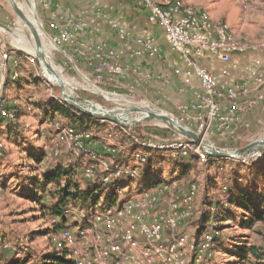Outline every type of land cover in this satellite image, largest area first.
Returning a JSON list of instances; mask_svg holds the SVG:
<instances>
[{
  "label": "rangeland",
  "instance_id": "obj_1",
  "mask_svg": "<svg viewBox=\"0 0 264 264\" xmlns=\"http://www.w3.org/2000/svg\"><path fill=\"white\" fill-rule=\"evenodd\" d=\"M17 1L22 5L25 14L30 20H32L34 16L40 20L44 31L41 28H39V31L41 32V39L47 59L63 79L68 94L73 96L78 95L82 98L91 100L94 104H99L107 109H113L117 115H120V117L127 122L129 120H136L138 117L142 116L143 110L138 109L147 105H156L173 115L176 119H180L179 113L174 110L175 108L170 110V108L165 105V101L158 95L147 94L142 96L137 93H125L119 88H115L113 86L114 83H108L103 78L99 79L97 77L98 75H95V73L93 75L91 72H88L87 68L81 65L76 53L66 52L60 43H54L52 41L53 38H50L52 37V32L41 19L35 0H32L35 5V14L30 11L25 0ZM191 1L195 2L193 3L195 5L205 8L209 12L211 19L213 17H215V19L218 17V20L220 19L221 21L227 22L237 35L246 37L250 43V49L246 52H252V58L259 60V62L264 60V8H262L260 4L264 0ZM5 4L9 14H11L9 16L12 17V20L9 24L10 27L0 24L1 27L4 26L8 31L7 34H2V41L7 43L8 49L17 48V51L24 54V56H21L23 58V65L19 69L22 75L21 82L11 87L7 83L8 78H6L0 93L2 96L6 97L15 108L21 107V110H17V113H20V115L15 123L26 141L25 146H32L35 150L43 149L48 153L47 158L41 166L33 164L32 161L27 158L28 152L26 149L22 148L20 144L21 141L16 143L14 139L9 138L6 133L7 123L0 121V144L4 150L3 155L0 156V233L8 236L7 239L9 241L7 243L8 248L6 254L12 257V259L16 258L17 260H28L30 258L27 264H40L44 254L54 249L62 250L65 247L69 248L71 252L70 256L75 264H117L118 257L114 256L113 260L111 254L106 255L104 246L107 244L106 239L109 238L110 234L106 233L107 228L103 225H99L92 230L88 229L81 231V225H77L78 223L73 220V222L69 223V229L71 231L70 236H63L61 231H59L58 233H52V235L36 236L34 240L27 238V236H30L34 231L53 227V223L49 216L45 217L43 213L40 212V204L25 196V194H28L27 188L30 186L28 180L35 174L57 165V162L62 159L76 161L77 157H74V159L71 157L72 149L67 143L62 141L59 135L54 131L53 123L55 121H65L64 119L56 116L51 123L49 121L41 125L39 123V110L35 108V102L41 100L46 103L52 102L53 100L61 102L62 88L55 79H52L49 73L43 70L38 59H35L34 62L30 60L35 56L36 48L31 31L24 21L15 13L9 0H6ZM214 11L216 13L221 12L223 15H217ZM51 42L56 44V48L52 49L50 47ZM252 54H247L248 56H246V59L250 60ZM258 65L255 69L258 68ZM260 66L261 72L264 74L262 63L259 67ZM239 68L240 67H238L237 70H241V68ZM97 71L100 72L96 67V72ZM249 71L252 72V67L249 68ZM242 72L244 75V70ZM114 90L116 93L120 94V96L108 95V93H112ZM261 92L264 93V85L262 86ZM261 102L262 103L259 104L261 105V108H259L260 110H255L254 113H252V110L250 111L247 109V105H242L244 110H242L239 117L242 119L243 116V118H245L246 114H249L246 116V120H236V122L233 121L221 127H219L218 124L213 129L203 130L201 135L196 132L198 127L194 125L193 114H190L192 119L189 120V122L185 120L182 123L191 127L190 129L196 132L200 140L205 144L232 151L264 138V99ZM221 105L222 112H225L223 109L225 104L221 103ZM144 111L151 110L144 109ZM108 124L109 125H106V127L101 126V129L95 130L97 136L103 137L102 142H105V144L109 143L110 145L120 144L124 147L128 145H130V147L132 146V143L127 139L125 134L118 133V126L115 128L113 127L112 124L115 123L109 122ZM129 125L131 128L140 125L138 129L142 131L140 132L142 135H155V129H171L166 123L160 120L134 122ZM37 128L38 132L36 131ZM217 128H220V130ZM171 130L172 133H167L163 136L172 135L173 132H176L173 129ZM91 146L95 149L99 148L94 143H91ZM263 153L264 145L255 146L252 151L243 155L239 160L250 163L263 158ZM124 157L125 159L134 160V165L132 166H141L138 159L127 157V155H124ZM169 159L172 161L175 158ZM107 160L110 161L109 158H107ZM81 161H83V164L86 162L85 159ZM110 163L112 164V161H110ZM170 164L171 163L166 165L163 164L158 167L156 166V170L162 169L165 179L171 181V185L165 192L163 200L158 204L156 203L157 206L159 207L161 204H166L170 200L181 197L182 193L187 190L189 184L195 181L198 183L199 189L194 204L195 209L199 210L204 196H207V194L212 191L211 184L214 181L215 173L211 172L210 168L207 166V162L200 161L196 170H191L188 175L178 181L173 180L175 175L177 176V171H174L172 164ZM28 165L29 167H27ZM14 172L18 173L17 177L10 178ZM3 181L6 182L5 186L1 183ZM125 186L126 187L123 186L121 190L118 191V196L112 207L121 206L130 198H140L145 191H149L145 190L146 181L144 179L131 180ZM155 189L156 188L153 187L150 191H155ZM197 210L195 215L197 214ZM191 218H193V216L189 217L185 224L178 228L176 234H186L190 240H194V229L189 221ZM230 233L243 234L248 237V242L264 247V226H258L255 230L246 232L234 229L226 231V234ZM169 234V238H171V233ZM185 250L188 254V264H190L189 261L193 260L192 254L194 251L191 252L189 249ZM23 253L24 255H20ZM128 253L130 256L126 257L130 258H127V260L123 262L125 264H135L136 262H142V264H172L165 260V254L161 252H156L158 258H156L155 262H153L154 260H148V258L143 261L142 257H145L139 253V249L137 251L129 250ZM228 258V255H220L219 260L217 257V261L220 262L219 264H226V262H229ZM173 259L174 264H176L178 257L175 256ZM248 264L256 263L253 262Z\"/></svg>",
  "mask_w": 264,
  "mask_h": 264
},
{
  "label": "built area",
  "instance_id": "obj_2",
  "mask_svg": "<svg viewBox=\"0 0 264 264\" xmlns=\"http://www.w3.org/2000/svg\"><path fill=\"white\" fill-rule=\"evenodd\" d=\"M139 1L146 8L149 21L159 24L164 29L172 48L186 60L188 66L186 81H190L189 76L191 74H195L200 80L198 100L179 106L177 112L180 119L177 120L185 127H189L182 122L185 120L189 122L193 117L194 125L198 127L196 132L200 135L203 130L213 129L218 124L221 127L235 121L244 109L242 108L241 96L250 91L249 86L243 82H236L232 85L220 84L214 73L202 66L196 56L208 53L223 62H228L232 53H243L250 49L247 38L237 35L227 22L212 20L205 8L193 3L184 0ZM110 23L117 29L121 39L126 42L132 41L131 36L126 33L124 28H121L116 22L111 21ZM48 25L52 32L50 38H53L54 43L61 44L65 41L74 40V31L61 28L55 22H50ZM7 33V29L0 26V90L6 78L11 77V80H16L20 75V52L17 51V48L8 49L7 43L3 42L1 38L2 34ZM136 42L150 56L159 54L154 39L137 38ZM140 52L138 51V53ZM76 53L88 60H97V70L110 74L109 81L114 83L115 88H118L115 85H117L116 82L120 80V77H127L129 74V70L118 63L115 50L106 44L94 46L90 55L77 49ZM35 59L37 58L33 56L30 60L34 62ZM258 64L260 62L257 60L255 67ZM255 67H252V74L255 72ZM97 77L102 79L101 75ZM257 81L262 83L263 79L257 78ZM108 94L120 95L115 90ZM263 99L264 93H261L251 100L249 105H257ZM223 101L227 102V112H222L221 103L223 104ZM5 103L6 97L0 93V116L5 120H12L14 113L5 107ZM190 114L193 116L191 117ZM55 128L59 131L60 139L70 146L76 157L85 155L86 162L81 169L83 179L109 184L117 178L138 176L139 169L136 166L113 167L107 157L95 151L89 145L94 136L91 131H81L72 126L59 124H56ZM217 129L220 130V128ZM117 131L125 134L133 146H136L132 150V157L136 159L139 158V149L144 148L166 151L168 156L175 159L195 155L202 162H208L210 158L201 143L177 132L167 136L157 133L155 135H142V133L134 131L133 128L120 124H118ZM99 138L103 137L100 136ZM201 142L203 141L201 140ZM107 145L105 147L106 152L110 156H113L118 149L123 150L125 148L120 144L110 145L107 143ZM0 147H2L1 144ZM96 166L99 167V174ZM170 185L171 183H161L155 187V191H145L141 195L142 197L130 198L121 206L111 207L103 212H87L71 203L66 206L64 213L70 222L74 220L78 223L77 225H81V231L92 230L99 225L106 227V233H109L110 236L106 239L107 244H105L104 249L106 255L111 254L113 256V260L114 256L118 257L117 264H125L123 262L130 258L126 257L130 256L128 251H137L138 249L139 253L145 257H142L143 261L148 258V260L155 262L158 258L156 252H161L165 254V260L172 264H174L173 258L175 256L178 257L176 264H188V254L185 249H189L191 252L194 251L191 264H203L211 255L212 235L210 233L205 235V239L196 244L186 234H176L178 228L183 226L189 217H194L196 213L194 201L197 197L198 185L195 182L190 183L181 197L168 201L167 205L161 204L158 207L157 204L163 200ZM213 224L216 225V221ZM61 233L63 236L71 235L69 228L62 230ZM169 233H171V238H169ZM135 264H142V262Z\"/></svg>",
  "mask_w": 264,
  "mask_h": 264
},
{
  "label": "trees",
  "instance_id": "obj_3",
  "mask_svg": "<svg viewBox=\"0 0 264 264\" xmlns=\"http://www.w3.org/2000/svg\"><path fill=\"white\" fill-rule=\"evenodd\" d=\"M19 56L20 69L23 65V58L21 56H24V54L20 53ZM92 61L93 59L88 60L84 56L80 58V63L84 67L85 63ZM96 67L97 63H94L87 70L95 73V75H101L105 81L110 83L109 77L111 75L107 72H96ZM21 79V74L16 80H11V77H8L7 83L9 86H14L21 82ZM35 106L39 110L40 125L48 121L51 123L58 116L65 121H55L53 123L54 131L57 135L59 131L55 128L56 124L72 126L81 131H91L94 136L89 145L91 146V143H94L98 147H103L104 154L102 155L107 158L110 157L105 148L108 145L102 142L103 138H99L95 134V130L101 129L103 120L90 116L63 100L61 102L53 100L49 103L41 100L35 102ZM5 107L14 113V119L12 120H5L0 116V121L7 123V136L14 139L16 143L21 141L22 148L28 152L27 158L33 164L41 166L47 158L48 153L43 149L35 150L32 146H25L26 141L15 123L20 115V113H17V110H21V107L15 108L8 99H6ZM116 125L118 126V124ZM138 126H135L133 130L142 132L138 129ZM36 131L38 132V128ZM154 131L162 135L172 133V130L168 128L165 130L155 129ZM135 147L132 144L131 148L126 151L125 148L123 150L118 149L112 156L115 161L111 165L113 167L132 166L124 163V155L132 157V150ZM95 150L101 152L97 148ZM3 152V148L0 147V156L3 155ZM71 153L73 157H76L73 152ZM84 157V154L80 157L77 156L76 161L67 165L57 162L55 167H50L43 172L37 173L28 180L30 186L27 188L28 194H25V196L34 202H38L40 204V212L45 217L49 216L53 223L52 228L34 231L30 236H27L28 239L34 240L36 236L52 235V233H58L63 229L69 228L70 220L65 215L64 210L71 203L85 209L87 212H103L113 206L118 196V191L123 186L126 187L125 185L131 180L144 179L146 181L145 190L157 187L161 183H171L170 180L168 181L163 176L162 169L156 170V166L171 163L173 170L177 171V176L175 175L173 180L180 181L191 170H196L201 161L195 155L171 161L169 159L171 157L168 156V152L166 151L139 149L138 161L141 163V166H136L139 169L137 177H122L114 179L109 184H102L99 181L90 182L82 178L81 169L84 164L81 160ZM207 164L211 172L215 173L214 181L211 184L212 191L207 196H204L200 209H196L197 214L189 220L190 225L194 229L193 236L196 244L201 243L205 239V235L209 233L212 235L211 255L203 264H219L220 262L217 261V257L219 260L220 255L229 256V262H226V264H248L253 262L264 264V247L248 242V237L243 234H226L228 230L234 229L246 232L253 231L258 226H264V153L263 158L250 163H245L234 158L210 156ZM95 168L99 174V167L96 166ZM17 174V172H14L10 178L17 177ZM1 183L3 186L6 185L4 181ZM196 184L198 185V183ZM214 221H216V225L213 224ZM0 235H3L0 236V264H27L30 258L28 260H17L16 258L12 259V257L6 254L7 243L9 241L7 239L8 236L2 233ZM24 253L20 255H24ZM70 254L69 248L64 247L62 250L54 249L42 256L40 264H75ZM189 263L191 264V261Z\"/></svg>",
  "mask_w": 264,
  "mask_h": 264
},
{
  "label": "crops",
  "instance_id": "obj_4",
  "mask_svg": "<svg viewBox=\"0 0 264 264\" xmlns=\"http://www.w3.org/2000/svg\"><path fill=\"white\" fill-rule=\"evenodd\" d=\"M25 1L30 7L31 0ZM184 1L195 3L191 0ZM5 2L6 0H0V24L10 27L9 24L12 17L9 16L11 14H9ZM35 2L38 6L40 17L48 29V24L55 22L61 28L74 31L73 41L61 43L62 48L66 52L76 53L77 49L90 55L97 44H106L115 50L118 63L129 70L127 77H120V80L116 82L117 87L121 91L125 93H137L142 96L147 94L158 95L165 101V105L170 110L175 108L176 112L179 106L198 100L200 92L199 78L195 74H191L189 76L190 81H186L188 77L186 60L172 48L164 29L159 24L149 21L148 12L141 1L35 0ZM260 4L264 8V1ZM216 14L223 15L221 12ZM212 19L214 21H221L220 19L218 20V17L216 19L213 17ZM111 21L116 22L121 28H124L126 33L131 36L132 41L126 42L121 39L117 29L111 25ZM137 38L154 39L158 46L159 54L150 56L147 52L143 51L142 47L136 42ZM138 51L141 52L138 53ZM76 54L79 58L78 60L83 57L78 53ZM247 54L250 55L252 52H234L228 62H223L208 53L196 56V59L202 66L214 73L220 84L232 85L236 82L247 84L250 91L241 96V103L242 105H247V109L252 110V113H254L255 110H260L261 105L259 104L262 102L254 106H250L249 102L256 98L259 93H262L264 82H258L257 78L264 80V74L261 72V66H258L253 74L249 71L250 67H255L257 60L252 58L253 54L250 56V60L246 59ZM93 61L98 64V61L95 59ZM261 61L259 65L262 63L264 68V60ZM92 62L85 63V67H92L94 65ZM238 67L241 70H237ZM243 70L245 72L244 75L242 74ZM91 74L94 73L91 72ZM223 103L225 104L223 109L227 112V102L223 101ZM239 115L236 120L243 119L244 121L249 114H246L245 118L243 116L242 119H240ZM108 123L109 121L105 122L103 120L102 127H106V125H109ZM112 125L114 128L117 126L116 124ZM129 148H131L130 145L125 146V151ZM98 149L102 153L104 152L103 147L100 146ZM109 159L112 163L115 161L112 156ZM133 161V159H124V163L130 165H134ZM59 162L67 165L74 161L62 159Z\"/></svg>",
  "mask_w": 264,
  "mask_h": 264
},
{
  "label": "water",
  "instance_id": "obj_5",
  "mask_svg": "<svg viewBox=\"0 0 264 264\" xmlns=\"http://www.w3.org/2000/svg\"><path fill=\"white\" fill-rule=\"evenodd\" d=\"M13 10L15 13L24 21V23L29 27L31 31V35L35 40V57L40 62L43 70L56 78V82L61 86V97L64 102L67 104L75 107L76 109L90 115L93 117H98L101 120L110 121L116 124L124 125L129 127V124L134 122H149L152 120H160L167 124V126L174 131L192 139L196 142L202 144L203 148L207 151V153L211 157H218V158H234V159H241L243 155H246L248 152L252 151L255 146L264 145V138L259 139L256 142H253L245 147L234 149L232 151L221 149L219 147H215L213 145L205 144L201 142L198 134L191 130L189 127H185L182 125L173 115L169 114L167 111L161 109L156 105H149L142 107L138 110H143V115L138 117L136 120H129L125 122L120 118V115H117L113 109H107L106 107H102L99 104H94L91 100L82 98L78 95L73 96L66 92V87L64 84L63 79L54 69V66L48 61L46 52L44 50L43 42L41 39V32L39 29L34 26L32 20L28 18L25 14L23 8L18 3L17 0H9ZM41 29L44 31V28L41 26ZM151 110V111H144Z\"/></svg>",
  "mask_w": 264,
  "mask_h": 264
},
{
  "label": "bare ground",
  "instance_id": "obj_6",
  "mask_svg": "<svg viewBox=\"0 0 264 264\" xmlns=\"http://www.w3.org/2000/svg\"><path fill=\"white\" fill-rule=\"evenodd\" d=\"M21 7H22V5H21ZM23 8V7H22ZM30 11L33 13V14H35V7H34V4H33V1L31 0V5H30ZM30 16V15H29ZM32 22H33V24H34V26H36L38 29L39 28H41V22L39 21V19L38 18H36L35 16H34V18H32ZM49 46V45H48ZM50 47L53 49V48H56V44H54V43H52L51 42V44H50ZM50 76L52 77V79H55V81H56V78L53 76V75H51L50 74ZM93 90V89H92ZM97 93V92H96ZM101 94H102V91H101ZM109 95V94H108ZM104 96V95H103ZM120 96V95H119ZM108 97V96H107ZM121 118V117H120ZM122 120H123V118H121ZM125 121V120H124ZM125 122H127V121H125Z\"/></svg>",
  "mask_w": 264,
  "mask_h": 264
}]
</instances>
